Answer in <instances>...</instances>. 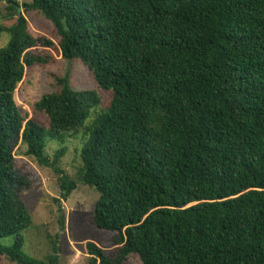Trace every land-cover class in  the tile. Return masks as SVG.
Listing matches in <instances>:
<instances>
[{
  "label": "trees",
  "instance_id": "obj_1",
  "mask_svg": "<svg viewBox=\"0 0 264 264\" xmlns=\"http://www.w3.org/2000/svg\"><path fill=\"white\" fill-rule=\"evenodd\" d=\"M0 2L11 19L18 8L43 15L63 59L82 62L111 94L102 109L67 73L37 103L50 128L28 120L15 91L27 67L47 62L29 51L43 38H32L22 15L0 25L10 37L0 48V239L14 238L0 245V260L57 264L24 251L32 219L12 146L21 139L51 166L47 142L93 115L80 181L100 195L93 225L119 247L87 243L89 264H124L132 254L142 264H264V0ZM62 153L51 167L67 201L77 183L59 168Z\"/></svg>",
  "mask_w": 264,
  "mask_h": 264
},
{
  "label": "rangeland",
  "instance_id": "obj_2",
  "mask_svg": "<svg viewBox=\"0 0 264 264\" xmlns=\"http://www.w3.org/2000/svg\"><path fill=\"white\" fill-rule=\"evenodd\" d=\"M15 1L23 5L32 0ZM7 7V2H0V25L11 27L19 17L11 19ZM22 16L28 21L32 38L35 40L43 38L40 44H34L29 51L47 57L46 63L26 68L24 79L15 91V101L21 111L28 114V120L34 119L40 125L50 128L48 115L37 110V103L43 96L58 92L56 78L67 73L71 75V86L74 90L90 91L94 95L97 93L101 99V108H108L111 94L98 87L88 68L79 60L63 59L59 47L60 38L53 25L36 11L25 12L22 9ZM9 39L8 34L0 36V48L5 47ZM93 119L92 115L82 127L71 132L66 138L56 137L47 142L45 157L49 164L55 165L56 152L64 149V154H61L59 160V168L77 183V188L71 192L67 201L61 199L62 190L55 170L51 166L40 164L35 157L27 155V146L21 139L12 146L15 168L24 180L18 191L32 219V224L23 233L24 251L40 262L47 263L55 257L57 264H89L90 256L85 248L87 243L92 242L107 252L117 250L119 247H110L113 233L99 230L93 225L92 214L100 195L93 187L80 181L81 150L88 140ZM13 242V237L0 239L2 246H11ZM0 264L14 263L4 257ZM124 264L142 262L138 255L132 254Z\"/></svg>",
  "mask_w": 264,
  "mask_h": 264
},
{
  "label": "water",
  "instance_id": "obj_3",
  "mask_svg": "<svg viewBox=\"0 0 264 264\" xmlns=\"http://www.w3.org/2000/svg\"><path fill=\"white\" fill-rule=\"evenodd\" d=\"M18 14H19V19H20L21 15H22V8H18Z\"/></svg>",
  "mask_w": 264,
  "mask_h": 264
}]
</instances>
